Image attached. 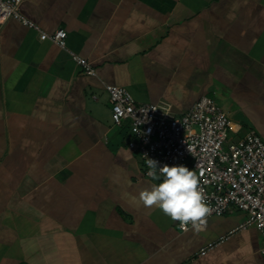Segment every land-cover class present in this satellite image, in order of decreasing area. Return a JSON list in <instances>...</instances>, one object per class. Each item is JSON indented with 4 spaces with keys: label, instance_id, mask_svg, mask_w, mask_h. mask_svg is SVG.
<instances>
[{
    "label": "crops",
    "instance_id": "obj_1",
    "mask_svg": "<svg viewBox=\"0 0 264 264\" xmlns=\"http://www.w3.org/2000/svg\"><path fill=\"white\" fill-rule=\"evenodd\" d=\"M20 11L38 28L0 24V264H264L243 210L182 231L139 202L163 177L144 175L106 88L176 114L208 96L233 141L251 129L264 141V0H22ZM58 28L66 48L45 35Z\"/></svg>",
    "mask_w": 264,
    "mask_h": 264
},
{
    "label": "built area",
    "instance_id": "obj_2",
    "mask_svg": "<svg viewBox=\"0 0 264 264\" xmlns=\"http://www.w3.org/2000/svg\"><path fill=\"white\" fill-rule=\"evenodd\" d=\"M21 2L0 0V24L14 18L38 28L20 11ZM45 35L60 47H67L65 29L58 28ZM70 54L86 73L96 75V69L86 57L72 51ZM106 88L112 119L116 125L129 122V146L140 154L146 177H149L147 158L158 161V168L167 164L194 170L212 209L207 217L221 216L233 207L238 208L248 216L239 228L254 225L264 237V141L255 130L228 142L231 119L208 96L201 97L187 111L176 114L157 103L137 102L123 86L107 84ZM179 228L186 231L193 227L189 224L186 229L180 225ZM226 237L210 242L201 248L200 254Z\"/></svg>",
    "mask_w": 264,
    "mask_h": 264
},
{
    "label": "clouds",
    "instance_id": "obj_3",
    "mask_svg": "<svg viewBox=\"0 0 264 264\" xmlns=\"http://www.w3.org/2000/svg\"><path fill=\"white\" fill-rule=\"evenodd\" d=\"M146 163L149 177L153 180L163 179L141 191L139 202L144 207H158L173 221H178L182 229L191 224L199 231L212 209L206 202L204 189L199 184L196 172L183 165L165 164L158 168L159 162L150 158H147ZM136 199L137 197H133V200Z\"/></svg>",
    "mask_w": 264,
    "mask_h": 264
},
{
    "label": "rangeland",
    "instance_id": "obj_4",
    "mask_svg": "<svg viewBox=\"0 0 264 264\" xmlns=\"http://www.w3.org/2000/svg\"><path fill=\"white\" fill-rule=\"evenodd\" d=\"M233 140H235L234 136L230 132H228V142Z\"/></svg>",
    "mask_w": 264,
    "mask_h": 264
}]
</instances>
